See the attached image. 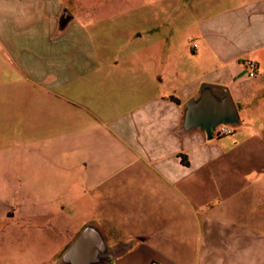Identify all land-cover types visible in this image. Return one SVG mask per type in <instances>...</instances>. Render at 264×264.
Here are the masks:
<instances>
[{
    "label": "crops",
    "instance_id": "0c3cea01",
    "mask_svg": "<svg viewBox=\"0 0 264 264\" xmlns=\"http://www.w3.org/2000/svg\"><path fill=\"white\" fill-rule=\"evenodd\" d=\"M210 1L103 11L97 0H0L7 74L58 98L40 124L60 125L67 109L63 122L103 138V264H264V163L244 167L237 142L208 128L232 112L243 127L264 104V0H218L206 14ZM195 7L188 42L182 14Z\"/></svg>",
    "mask_w": 264,
    "mask_h": 264
},
{
    "label": "rangeland",
    "instance_id": "374dc122",
    "mask_svg": "<svg viewBox=\"0 0 264 264\" xmlns=\"http://www.w3.org/2000/svg\"><path fill=\"white\" fill-rule=\"evenodd\" d=\"M175 1L97 0L103 11L175 6ZM209 3L206 14L224 6L218 0ZM202 14L196 7L182 14L189 24L181 34L188 42ZM109 16L115 15L103 14V21ZM139 16L116 15L122 23ZM3 52L0 47V264H53L87 220L103 223V138L88 133V127L63 122L67 109L59 111L60 125L40 124L58 98L40 93L16 71L7 74ZM251 113L243 127L222 138L246 152L244 167L264 163V143H241V136L264 135V104Z\"/></svg>",
    "mask_w": 264,
    "mask_h": 264
},
{
    "label": "water",
    "instance_id": "95a60500",
    "mask_svg": "<svg viewBox=\"0 0 264 264\" xmlns=\"http://www.w3.org/2000/svg\"><path fill=\"white\" fill-rule=\"evenodd\" d=\"M66 22L63 16L61 25ZM208 111V104L203 102L199 107L194 108L192 115H202ZM230 123L236 124V113L232 112L228 116L221 117L209 124L211 129L215 124ZM109 256V248L103 233L95 222L87 223L73 238L60 257L63 264H103Z\"/></svg>",
    "mask_w": 264,
    "mask_h": 264
},
{
    "label": "built area",
    "instance_id": "2783aa9c",
    "mask_svg": "<svg viewBox=\"0 0 264 264\" xmlns=\"http://www.w3.org/2000/svg\"><path fill=\"white\" fill-rule=\"evenodd\" d=\"M193 46H196L194 44ZM244 66L246 73L249 77H254L257 74V62L254 59L248 58L244 60ZM236 129V125L230 123H220L216 127V136L223 137L226 135H231ZM153 264H164V263H153Z\"/></svg>",
    "mask_w": 264,
    "mask_h": 264
},
{
    "label": "flooded vegetation",
    "instance_id": "af4514ba",
    "mask_svg": "<svg viewBox=\"0 0 264 264\" xmlns=\"http://www.w3.org/2000/svg\"><path fill=\"white\" fill-rule=\"evenodd\" d=\"M72 240H73V239H72ZM70 242H71V241H70ZM70 242H69V243H70ZM69 243L67 244V246L69 245ZM67 246H66V247H67Z\"/></svg>",
    "mask_w": 264,
    "mask_h": 264
}]
</instances>
